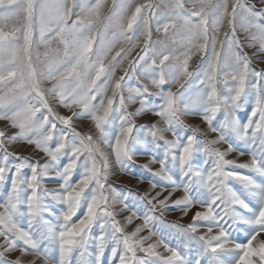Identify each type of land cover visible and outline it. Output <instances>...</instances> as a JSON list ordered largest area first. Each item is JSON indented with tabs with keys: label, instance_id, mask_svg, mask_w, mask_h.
<instances>
[{
	"label": "snow or ice",
	"instance_id": "snow-or-ice-1",
	"mask_svg": "<svg viewBox=\"0 0 264 264\" xmlns=\"http://www.w3.org/2000/svg\"><path fill=\"white\" fill-rule=\"evenodd\" d=\"M105 7L106 0H0V120L17 129L12 134L0 129V264H36L38 258L51 264L53 251L55 264H72L74 257L76 264H105L109 248L107 264H190L177 247L152 240L154 222L170 209L182 217L192 213L189 223L174 230L198 245L195 264L200 258L207 264H264V69L254 70L244 50L264 53V0H166L163 11L152 0H111L107 13ZM153 20L169 42L153 46ZM237 24L247 43L237 35ZM141 43L142 54L130 59ZM195 56L206 63L199 87L181 91L198 75L190 70ZM141 61L147 65L141 74L155 91L140 83L127 87L125 95L126 78L140 79L135 73ZM221 73L227 94L218 87ZM45 81L51 86L46 88ZM169 83L177 90L166 87ZM249 97L251 111L242 123L237 112ZM53 100L70 115L56 111ZM137 102L139 107L129 111L128 105ZM221 112L223 120L214 124ZM148 113L159 120L137 125L135 118ZM196 114L215 138L185 123L184 117ZM77 119L90 120L98 135L78 131ZM177 129L191 134L181 136ZM134 130L143 131V137L134 136ZM169 131L174 139L165 136ZM231 137L249 144L248 162L227 158L234 151ZM21 141L46 160L9 150ZM101 143L111 148L121 170L134 163L136 144L153 149L162 144L163 157L152 161L159 169L142 167L172 191L116 193ZM222 143L226 149L217 147ZM45 179L57 186L46 187ZM181 188L184 194L173 199ZM137 198L142 215L126 220L141 223L126 232L114 205L122 200L127 209ZM201 226L206 231L200 232ZM146 229L148 234L141 235Z\"/></svg>",
	"mask_w": 264,
	"mask_h": 264
},
{
	"label": "rangeland",
	"instance_id": "rangeland-1",
	"mask_svg": "<svg viewBox=\"0 0 264 264\" xmlns=\"http://www.w3.org/2000/svg\"><path fill=\"white\" fill-rule=\"evenodd\" d=\"M137 3L143 2V0H136ZM153 3L157 4L160 11H163V5L165 4L166 0H152ZM111 7V0H106V7L104 8V12L107 13L109 8ZM156 21H152V44L153 46H159L157 42L163 41V42H169L170 37H166L162 32H156ZM227 29V25H225V30ZM237 35L240 36L242 41L247 43L245 37L246 34L241 32L239 30V24H237ZM221 39H223V34H221ZM143 47V44L141 43L140 47L135 48L130 59L135 58L138 53H141V49ZM248 54L252 57V65L251 67L259 71L261 69H264V53H257L255 48L245 47L244 49ZM254 53H256L254 55ZM142 54V53H141ZM151 61L149 60V63ZM125 67H127V61H125ZM147 67L146 64H144L143 61L140 62L139 65H137V71L135 73V76H138L140 79L137 81L135 77L128 79L126 78L125 81V95H127V87L130 86H138L140 83L149 85V91H155L151 87V81L149 78L143 76L141 73L143 72V68ZM206 68V63L203 59H201L199 56L193 57V60L190 64V70L195 71L198 73V75L195 78H191L189 82L186 84L184 89H181V91H187V92H195L198 87V80L201 78L203 74V69ZM123 75V72L120 70H117V76ZM224 79V73L220 74V79L218 82V87L220 88L221 92L223 94H227V89L225 88L223 84ZM44 86L50 87V82L45 81ZM232 82L229 81L228 87H232ZM166 87H171L174 91L177 90L175 85H172L169 83L166 85ZM149 100L151 103H159V99L156 97H149ZM52 107L58 111L59 113L63 115H70V112L65 109L64 107L60 106L56 103V101H51ZM252 106V98L249 97L248 100L242 105V108L237 112L238 118L241 120V122H246L247 116L250 114ZM139 107V102L136 104H129L128 110L134 111L136 108ZM136 124H150L155 123L159 120L158 117L153 115L152 113H148L144 116L136 117ZM185 123L189 124L193 127H198L202 131H204L208 138H215L216 134L212 133L208 130V126L206 122L202 119V115L196 114V115H188L184 117ZM223 120V113H218L217 118L214 121V124H218L220 121ZM7 122L0 120V129L5 130L8 134L15 133L17 129L11 128L10 126H6ZM74 126L77 128L78 131L82 133H91L94 137L98 135L96 132L92 122L90 120L86 119H77L74 121ZM161 127H164L165 125L163 122L160 124ZM177 133L181 136L190 135V132H187L185 129H177ZM134 136L137 138L143 137V131L134 130L133 133ZM165 136L168 139H174L172 132H166ZM230 142L233 144L234 151L230 152L228 154V159H233L237 161V163H246L251 158V149L249 147V144L236 140L234 137L230 138ZM102 150L109 155V160L111 162V171L112 175L109 177V185L111 189H115L116 193L121 194V196L128 194L129 190H131L132 193H139L144 194L151 192L152 194H155V192L163 191L164 195H167L168 192L172 191V186H170L167 182L161 181L159 177L153 176L151 173L146 171L142 165L147 164L149 167L153 169V171H156L159 169V163H153V157H155L156 161L161 159L163 157V151H162V144L160 149H153L150 147H147L142 144H136L134 148L135 155L133 157L134 163H129L126 165L124 170H121L120 165L115 163L114 157L111 153V148L108 146V144L101 143ZM226 143H222L217 145V147H220L222 150L227 148ZM10 151H15L19 155L24 157H29L32 160H39L41 163H43L46 160V157L42 152H39L35 150L34 146L27 145L24 142H16L14 144H11L9 146ZM203 160V154L200 153L196 157V163L198 165L202 164ZM13 163L19 162V161H12ZM66 163V160L63 161ZM236 171H240L241 173L245 175H253L248 169H235ZM30 174V170L25 168L23 170V175L27 176ZM74 178H78V176H74ZM255 179L260 180L261 178L259 176H254ZM177 179L178 183L179 181V174L177 173ZM156 183V188L153 190L151 188V184ZM231 186L234 187L236 190H241L240 184L238 181H231ZM44 185L46 187L52 188L56 187L57 183L53 180L45 179ZM7 188V185L5 186ZM183 189H179L178 191L174 192L173 199L179 198L183 195ZM45 203H49V201L46 199ZM24 210V209H22ZM55 210V209H54ZM143 207L139 201V199L132 200L130 199L128 201V207L127 209L124 208V202L122 200H118L116 204L114 205V211L116 213V219L120 222L121 226L125 228L126 232H131L134 230V228L141 223V220L139 219H133L131 224L127 223L126 218L128 216H131L133 213H136L137 215H142ZM194 211V210H193ZM191 214L187 217H182L179 210L170 209L167 212H164L162 215V218L157 219L154 222L152 230L156 233V235L152 238V240H156L159 238H162L165 242L169 243L170 245L177 247L179 250H181L182 253H186L188 256V259L190 261V264H195V260L198 258V245L195 242L188 241L186 238L179 236L176 234L174 230V225L176 224H187L190 222ZM159 216V214H158ZM45 219H51L47 214H44ZM22 226L27 227L26 218L22 221ZM97 230H94V232ZM206 231V226L200 227V232ZM148 230L146 229L141 235H147ZM152 242V241H148ZM187 245V249L185 246ZM90 252L94 251V247L90 246L88 249ZM161 252H163V248L159 249ZM110 252V248L106 250L105 253V264H107V258ZM19 253L13 254L18 255ZM50 257L53 259L51 260V264H55V257H57V253L55 251L51 252ZM140 255H143L141 253ZM28 260L33 259V256L31 253H29L28 257L26 258ZM201 264H207V258H200ZM36 264H43V258L36 259ZM72 264H76L75 257L72 260ZM158 264V262H157Z\"/></svg>",
	"mask_w": 264,
	"mask_h": 264
}]
</instances>
